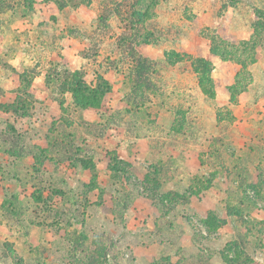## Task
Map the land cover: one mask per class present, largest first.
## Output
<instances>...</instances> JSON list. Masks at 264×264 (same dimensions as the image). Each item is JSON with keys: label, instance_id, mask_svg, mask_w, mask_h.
I'll list each match as a JSON object with an SVG mask.
<instances>
[{"label": "rangeland", "instance_id": "374dc122", "mask_svg": "<svg viewBox=\"0 0 264 264\" xmlns=\"http://www.w3.org/2000/svg\"><path fill=\"white\" fill-rule=\"evenodd\" d=\"M252 1L237 32L216 25L213 0H0V64L21 83L7 108L38 102L43 72L62 110L37 151L35 194L0 198V264H264V116L238 101L264 92V0ZM2 137L12 154L25 141L10 125ZM64 160L83 181L65 183ZM27 217L44 224L35 242L22 241ZM143 219L161 255L128 251Z\"/></svg>", "mask_w": 264, "mask_h": 264}, {"label": "crops", "instance_id": "0c3cea01", "mask_svg": "<svg viewBox=\"0 0 264 264\" xmlns=\"http://www.w3.org/2000/svg\"><path fill=\"white\" fill-rule=\"evenodd\" d=\"M41 1L42 0H38L42 6L52 7L50 4H46ZM249 1L250 0H240L239 2H234V6L229 7V4L224 2V0L222 2H216L213 0L216 25L219 23L231 22V19H233L232 22L236 25L235 30L237 32L244 30V24H248L249 26L251 17H255V7L250 6L248 4ZM252 3H254V0ZM10 13H12V10H10ZM0 14L2 15V13ZM18 27L19 25L16 26V28ZM0 48H3V44H0ZM9 62L11 63L12 61ZM11 65L15 67L14 69L16 70H19L20 68L23 69L25 66V64H23L20 60L18 62L13 61ZM259 65L264 67V59H262V62L259 63ZM3 70L4 68L0 64V198H4L7 193H13L19 201L22 199L29 200L32 198V195L35 194V188L30 180L32 174L35 172L34 167L38 160L37 151L46 149L47 144L49 143L48 134L50 129L56 127L62 116V110L60 109L58 103L54 99H50L49 94L46 92L44 83L45 74L43 72L32 80V86L36 89L35 97L38 102H35L29 110L26 109L28 111L25 113L22 111L15 112L10 108H7L10 106L9 104L13 103L14 97L18 88L21 86V83L15 75L4 73ZM247 98L252 101L244 102ZM238 101L241 103L240 107L242 106L243 110H245L244 114L246 115L247 113H250L247 110L251 109L252 106H257L254 107V110H252V114H257L259 121H261L264 116V92L255 95L253 92L251 93V89L245 90L239 95ZM7 125L12 126L13 131L25 139L23 143L17 146V150L13 152V154L6 151L4 147L5 142L2 137V133L5 131V127ZM44 160L50 161L51 159L44 158ZM67 163L68 161L66 160L58 162L56 173H59L60 176L63 177L65 183L68 182V179L73 181H83V178H85L86 175L84 171L86 170L78 169L77 165L70 163H68V166ZM8 167H11V171L7 170ZM7 171L11 173L9 177H11L10 180H12V188L10 189L7 187ZM95 192V190L92 191L93 194L91 203L94 201L93 196ZM60 199L61 197L59 196V200ZM140 201L141 200L139 198H132L131 201H129L128 210H132L135 205L139 210L137 207L139 204L136 203H140ZM202 203L205 205L204 202ZM146 207L147 205L143 202V210L146 209ZM25 210L28 212V209L23 208L24 213ZM257 213L258 211L256 214ZM24 220L25 225L28 227V233L23 237L22 241H37L40 236L36 233L39 232V226L42 227L44 225L43 222H39L35 218L34 220L28 219V217ZM145 222L148 223L147 219H143V230H140V236L135 233H131L129 237L126 238V247L129 246L128 251L133 253L137 258L140 257L141 252H143V257L161 255V253L164 252V245L166 244L165 240L163 238L161 239L160 235L158 237L155 236V233L151 230L152 228L147 229L145 227L147 225ZM0 226H4V223H0ZM129 227L130 225H128V228ZM180 235L177 240L179 246H181L182 243H185V240L187 239L185 234ZM131 238L134 240H131ZM15 242H18V240L15 239ZM186 248L192 251V253L196 250L194 246L193 248L191 246H187ZM168 255L172 261V257H175V260L177 259L175 253ZM214 264H216V261Z\"/></svg>", "mask_w": 264, "mask_h": 264}, {"label": "trees", "instance_id": "16d2710c", "mask_svg": "<svg viewBox=\"0 0 264 264\" xmlns=\"http://www.w3.org/2000/svg\"><path fill=\"white\" fill-rule=\"evenodd\" d=\"M139 60H143V61H145L144 59H142V58H139ZM138 64H139V67H138V69L136 70V74H137V76L138 75H140V72H141V70H142V68H143V64H140L139 62H138ZM80 87H82V89H85V90H87V89H89L88 91H91V92H93L95 89H90V88H88L87 86H86V84L84 83V82H81L80 83ZM81 99H83V101H80V102H82L85 106H91V105H95V104H93L92 102H90L89 100H91V101H94L95 99L93 98H91V97H82ZM80 99V100H81Z\"/></svg>", "mask_w": 264, "mask_h": 264}]
</instances>
